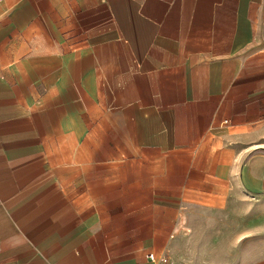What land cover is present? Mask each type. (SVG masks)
Here are the masks:
<instances>
[{
	"label": "crops",
	"instance_id": "1",
	"mask_svg": "<svg viewBox=\"0 0 264 264\" xmlns=\"http://www.w3.org/2000/svg\"><path fill=\"white\" fill-rule=\"evenodd\" d=\"M163 257L264 264V0H0V264Z\"/></svg>",
	"mask_w": 264,
	"mask_h": 264
},
{
	"label": "built area",
	"instance_id": "2",
	"mask_svg": "<svg viewBox=\"0 0 264 264\" xmlns=\"http://www.w3.org/2000/svg\"><path fill=\"white\" fill-rule=\"evenodd\" d=\"M148 258L151 260V261H157L156 257L153 255V254H148ZM167 259L166 258H161L159 261H158V264H167Z\"/></svg>",
	"mask_w": 264,
	"mask_h": 264
}]
</instances>
